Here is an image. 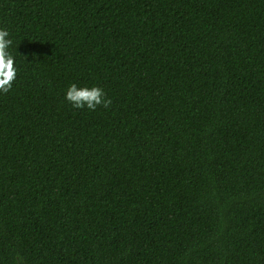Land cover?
I'll return each mask as SVG.
<instances>
[{
  "label": "trees",
  "instance_id": "trees-1",
  "mask_svg": "<svg viewBox=\"0 0 264 264\" xmlns=\"http://www.w3.org/2000/svg\"><path fill=\"white\" fill-rule=\"evenodd\" d=\"M0 29V264H264V0H0Z\"/></svg>",
  "mask_w": 264,
  "mask_h": 264
},
{
  "label": "clouds",
  "instance_id": "clouds-1",
  "mask_svg": "<svg viewBox=\"0 0 264 264\" xmlns=\"http://www.w3.org/2000/svg\"><path fill=\"white\" fill-rule=\"evenodd\" d=\"M9 32L0 29V92L8 93L17 77V69L13 56L8 52L12 41L8 39ZM65 99L72 104L74 108L95 111L98 106L107 108L111 104V99L106 97L105 91L93 86L78 87L72 83L65 93Z\"/></svg>",
  "mask_w": 264,
  "mask_h": 264
}]
</instances>
